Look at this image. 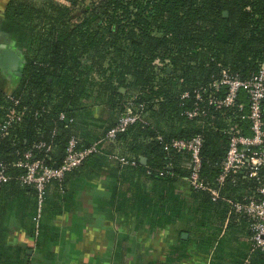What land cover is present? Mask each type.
<instances>
[{
  "label": "trees",
  "instance_id": "trees-1",
  "mask_svg": "<svg viewBox=\"0 0 264 264\" xmlns=\"http://www.w3.org/2000/svg\"><path fill=\"white\" fill-rule=\"evenodd\" d=\"M0 29L24 61L21 76L12 79L11 95L0 90V121L12 109L22 113L21 122L5 134L0 129V160L11 177L0 185V219L13 215L30 234L46 231L49 185L63 198L69 175L83 165L109 161L117 149L135 163L123 169L155 186L153 193L143 194L149 197L146 211L153 227L179 220L190 236L179 243L200 238L211 247L221 235L229 242H239L242 235L249 248L236 264H264L251 240L250 218L230 204L259 197L264 167L259 180L232 172L222 186L216 182L230 133L250 134L246 94L228 108L210 104L227 93L211 88L222 73L248 80L264 68V0H9ZM129 105L142 107L141 119L117 137L105 160L93 155L61 181L50 182L36 221L37 193L17 180L21 172L11 164L46 144L49 152L34 155L60 166L70 139L85 147L97 140L79 138L89 135L86 115L102 109L104 135ZM195 108L201 114L189 119L186 113ZM262 114L264 121V100ZM198 136L203 140L200 177L219 191L216 201L188 184L189 155L171 146L173 140ZM28 258L26 253L24 264Z\"/></svg>",
  "mask_w": 264,
  "mask_h": 264
},
{
  "label": "crops",
  "instance_id": "crops-1",
  "mask_svg": "<svg viewBox=\"0 0 264 264\" xmlns=\"http://www.w3.org/2000/svg\"><path fill=\"white\" fill-rule=\"evenodd\" d=\"M8 2L0 0V21ZM2 32L0 29V46L6 43ZM14 84L0 69V90L11 93ZM86 116L89 135L79 137L84 143L101 135L106 120L100 108ZM112 144L99 155L103 157L106 150H112ZM112 151L108 156L119 154L117 149ZM108 160L83 165L69 175L65 198L60 197L62 193L54 184L49 185L47 196L51 194L52 203L43 218L46 231L30 234L13 215L1 218L0 264H24L26 253L29 264H236L249 248L242 235L239 242H229L221 235L212 247L200 238L179 243V238L187 241L190 237L179 220L153 227L146 211L149 197L143 194L153 193L154 184ZM184 190H189L186 184ZM39 238L43 242L38 246Z\"/></svg>",
  "mask_w": 264,
  "mask_h": 264
},
{
  "label": "built area",
  "instance_id": "built-area-1",
  "mask_svg": "<svg viewBox=\"0 0 264 264\" xmlns=\"http://www.w3.org/2000/svg\"><path fill=\"white\" fill-rule=\"evenodd\" d=\"M211 88L215 93L226 89L227 93L223 97H213L210 104L217 109L228 108L234 105L240 93L244 92L248 102V114L245 117L249 122L250 134L230 133V143L225 159L221 165V173L216 179L219 185H223L232 172L243 173L249 178L259 180V171L264 167V121L262 114V103L264 100V68L254 74L248 80H240L232 77L228 73H222L221 77L214 81ZM6 95H11L7 93ZM188 95L184 94L183 98ZM199 99V96H196ZM12 100V99H11ZM18 102L15 101V104ZM142 107L134 109L131 105L126 108L125 113L116 121L114 126L108 129L104 135H100L91 145L82 146L78 139L69 140L66 147V157L60 166L50 165L51 159L37 158L34 151H50L46 144H39L22 154V157L11 164L12 169L19 170L21 173L17 180L27 188L34 189L37 193V211L36 221H39L42 215V208L45 199V190L52 181H61L67 174L78 169L83 163L93 155L100 154L104 148L114 142L120 134L136 124L141 119ZM198 108L187 112L189 119L200 115ZM22 113L12 109L3 121H0V129L5 134L8 129L20 123ZM203 140L201 137H194L190 140H173L171 146L173 149L185 152L189 155V161L186 164L190 174L187 178L188 184L195 190L208 192L213 200L220 199L219 191L210 188L209 184H204L200 177L201 171V148ZM110 160L115 161L121 167H133L135 163L129 161L119 154L109 156ZM9 167L0 160V185L11 179ZM260 180L257 189L258 198L250 197L243 202L230 203L233 209L248 216L252 222L251 240L255 249L260 250L264 255V178Z\"/></svg>",
  "mask_w": 264,
  "mask_h": 264
},
{
  "label": "water",
  "instance_id": "water-1",
  "mask_svg": "<svg viewBox=\"0 0 264 264\" xmlns=\"http://www.w3.org/2000/svg\"><path fill=\"white\" fill-rule=\"evenodd\" d=\"M226 15V13L224 14ZM1 36L6 40V43L0 46V69L7 73L11 79L21 76L22 67L24 61L20 53H18L11 45L9 35L5 32L1 33ZM141 163H145V159H140ZM183 239H186V235H182Z\"/></svg>",
  "mask_w": 264,
  "mask_h": 264
},
{
  "label": "rangeland",
  "instance_id": "rangeland-1",
  "mask_svg": "<svg viewBox=\"0 0 264 264\" xmlns=\"http://www.w3.org/2000/svg\"><path fill=\"white\" fill-rule=\"evenodd\" d=\"M105 126H106V125H103V127L100 128L102 132H103V129H104ZM102 132H101V133H102Z\"/></svg>",
  "mask_w": 264,
  "mask_h": 264
}]
</instances>
